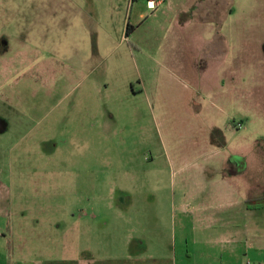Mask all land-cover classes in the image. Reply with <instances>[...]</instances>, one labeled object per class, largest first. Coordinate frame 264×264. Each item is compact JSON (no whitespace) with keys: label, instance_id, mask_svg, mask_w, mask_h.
I'll list each match as a JSON object with an SVG mask.
<instances>
[{"label":"rangeland","instance_id":"rangeland-1","mask_svg":"<svg viewBox=\"0 0 264 264\" xmlns=\"http://www.w3.org/2000/svg\"><path fill=\"white\" fill-rule=\"evenodd\" d=\"M202 123L256 155L261 234L264 0H0V252L188 264L187 190L221 169Z\"/></svg>","mask_w":264,"mask_h":264},{"label":"crops","instance_id":"crops-1","mask_svg":"<svg viewBox=\"0 0 264 264\" xmlns=\"http://www.w3.org/2000/svg\"><path fill=\"white\" fill-rule=\"evenodd\" d=\"M207 45H203L205 51H207ZM223 56V52H216V58L221 59ZM201 64L200 69H203V72L204 70H210L207 61L202 60ZM186 76L192 77L190 72ZM218 77L225 78L227 76L223 74L222 76L218 75ZM228 77L231 76L228 75ZM207 78L204 84L208 85ZM234 82L236 83L235 79ZM239 82L240 80L237 81L239 89L235 86L237 93L241 91ZM199 125L205 131V136L209 135L208 139L202 142V146H207L208 142L210 146L216 145L214 150L218 151L220 155L214 160H218L221 169L208 165L206 169L209 173L207 174V171H204L199 175L202 180L201 186L198 188L190 187L187 190L188 197L186 200L191 204L190 213L193 223L201 229L200 233L195 232L191 237L185 238L186 250L183 256L188 260V264H233V261L236 264H253L252 259L255 261L254 264H264V230L259 234L257 216L252 212L251 207L252 195H256L259 186L255 171L256 166L253 165L256 162V155H252L250 152L243 153L241 144L236 150L233 149V156L223 153L228 143L225 140L222 142L219 138L216 140L213 137V131L210 130L215 129L214 127H209L203 123ZM234 129L232 127L230 130L235 131ZM205 154H207L206 150H204L201 158ZM203 158L208 160L207 156ZM195 161L198 162V159ZM229 213H234L235 217L241 218L243 216L244 225L240 222V224H235L232 220H227ZM230 223L233 227L238 228H236V233H234L235 229H231L232 232L230 233L226 232V226L229 227ZM3 238L4 235L0 233V242ZM190 243H192L193 248ZM259 249H263L262 252H259ZM257 251L259 256L255 255ZM179 257L176 246L172 256L155 254L147 256V258L144 257L145 259L140 261H143L141 263L144 264H177ZM15 258V253H12V251L0 252V264H18ZM111 260L130 259L97 261L92 257L90 260L79 258L75 261L79 264H96Z\"/></svg>","mask_w":264,"mask_h":264},{"label":"trees","instance_id":"trees-1","mask_svg":"<svg viewBox=\"0 0 264 264\" xmlns=\"http://www.w3.org/2000/svg\"><path fill=\"white\" fill-rule=\"evenodd\" d=\"M129 262L128 260H111L108 262H98L96 264H126ZM46 264H79L76 261L70 262V261H50L47 262Z\"/></svg>","mask_w":264,"mask_h":264},{"label":"built area","instance_id":"built-area-1","mask_svg":"<svg viewBox=\"0 0 264 264\" xmlns=\"http://www.w3.org/2000/svg\"><path fill=\"white\" fill-rule=\"evenodd\" d=\"M162 0H148V6L154 9L157 5L161 4ZM252 264V263H247Z\"/></svg>","mask_w":264,"mask_h":264}]
</instances>
